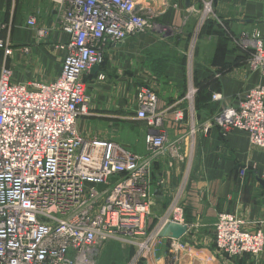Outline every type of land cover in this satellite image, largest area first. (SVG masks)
I'll use <instances>...</instances> for the list:
<instances>
[{
  "label": "built area",
  "instance_id": "obj_1",
  "mask_svg": "<svg viewBox=\"0 0 264 264\" xmlns=\"http://www.w3.org/2000/svg\"><path fill=\"white\" fill-rule=\"evenodd\" d=\"M49 1L53 27L39 25L32 14L25 25L34 30L36 41H45L54 29L67 35V42L60 45L64 56L59 75L52 81L18 82L12 69L0 64V264H96L109 243L135 248L127 264H136L150 251L164 224L188 226L179 189L150 229L152 168L158 156L179 161L192 157L200 127L192 75L194 45L207 20L221 23L211 0H195L201 14L185 51L187 88L176 103L159 108L154 86L139 84L133 119L147 129L142 154L113 140L80 133L77 120L89 115L83 76L102 63L108 44L173 29L143 16L137 0ZM232 40L247 53V68L263 74L264 33L246 31ZM0 52L3 59L13 54L1 38ZM221 99L220 93L212 92V101ZM184 122L187 131L170 138L168 127ZM211 124L223 135L245 131L250 145L264 150V87L245 91L234 106L219 109L202 129ZM171 239L175 250L184 247ZM213 241L228 257H258L264 250L263 229H249L231 213L217 215Z\"/></svg>",
  "mask_w": 264,
  "mask_h": 264
},
{
  "label": "crops",
  "instance_id": "obj_2",
  "mask_svg": "<svg viewBox=\"0 0 264 264\" xmlns=\"http://www.w3.org/2000/svg\"><path fill=\"white\" fill-rule=\"evenodd\" d=\"M211 1L221 24L204 25L194 45L193 82L208 79V86H199L196 119L200 127L192 157L179 161L158 156L152 168L154 204L149 227L154 228L157 217L181 189L188 226L176 240L184 247L175 250L171 238L157 236L150 243V251L136 264H264V250L258 257H228L213 241V227L222 212L235 214L247 228L258 226L264 232V150L251 146L245 131L235 129L223 135L213 124L202 129L219 109L234 106L245 91L255 85L264 87V73L247 68V53L232 40L246 31L264 33V0ZM137 3L143 16L173 32L141 33L108 44L96 72L83 76L90 95L89 115L80 117L77 126L85 136L113 140L145 154L143 136L147 129L143 122L133 119L134 93L141 82L153 85L159 108L170 107L184 95L188 83L184 47L193 37L201 8L195 0H190L189 6L184 0ZM50 6L49 0H0V38L13 49L12 56L5 59L0 52V64L10 67L18 82L52 81L61 71L64 50L60 45L67 42V35L54 29L45 41H36L34 30L25 25L26 17L32 14L39 25L53 27ZM24 47L29 49L27 53ZM213 73L219 77H212ZM212 92L220 93L222 99L212 101ZM168 129L169 137L175 138L187 131V124ZM109 244L100 251L99 264L120 260L112 258L116 255H123L127 262L136 251L130 247L123 254L119 245Z\"/></svg>",
  "mask_w": 264,
  "mask_h": 264
},
{
  "label": "water",
  "instance_id": "obj_3",
  "mask_svg": "<svg viewBox=\"0 0 264 264\" xmlns=\"http://www.w3.org/2000/svg\"><path fill=\"white\" fill-rule=\"evenodd\" d=\"M184 3L186 6H189L190 0H184ZM97 68V66H93L89 72L94 73ZM261 184L264 186L263 182ZM186 229V225L169 222L161 227L158 232V237L179 239L186 232Z\"/></svg>",
  "mask_w": 264,
  "mask_h": 264
},
{
  "label": "rangeland",
  "instance_id": "obj_4",
  "mask_svg": "<svg viewBox=\"0 0 264 264\" xmlns=\"http://www.w3.org/2000/svg\"><path fill=\"white\" fill-rule=\"evenodd\" d=\"M146 33H147V32H146ZM133 36H134V35H133ZM190 41H191L190 38H188V39H187V42L185 43L184 51H187V50H188L189 45H190ZM171 42L173 43V45L176 44V39H175V37L172 38V41H171ZM156 49L159 50L160 47H157V46H156ZM88 92H89V91L87 90V94L89 95ZM89 96H90V95H89ZM105 127H106V126H103V128H105ZM111 244H112V245H115V244H117V243H110L109 245H111ZM117 245H119L118 248L120 249V252H121V253H123V252L125 253V252H126L125 250H127V248H128L127 245H121V244H117ZM117 245H116V246H117ZM107 246H108V244H107ZM108 247H109V246H108ZM124 253H123V254H124ZM112 258H119L120 260H116V259H115L114 261L111 262V264H127V263H128V261L125 262L124 259L122 260L123 255L112 256ZM99 261H100V257H98V259H97V263H96V264H99V263H100ZM105 264H110V263H109V262H105Z\"/></svg>",
  "mask_w": 264,
  "mask_h": 264
},
{
  "label": "trees",
  "instance_id": "obj_5",
  "mask_svg": "<svg viewBox=\"0 0 264 264\" xmlns=\"http://www.w3.org/2000/svg\"><path fill=\"white\" fill-rule=\"evenodd\" d=\"M209 22H215V21L209 19V20L206 21L205 25H207ZM214 76H215V73L212 74V77H214ZM207 80H208V79H205V80H203V81H201V82L195 83V86H196L197 89H198L197 94H196V97H195V110H196V102H197L196 100H197V97H198V95H199V93H200V88H199V86H200V85H203L204 83L207 85ZM207 86H208V85H207ZM204 88H205V87H204ZM205 89H209V88H205ZM211 94H212V93H211ZM210 97H211V96H210Z\"/></svg>",
  "mask_w": 264,
  "mask_h": 264
}]
</instances>
